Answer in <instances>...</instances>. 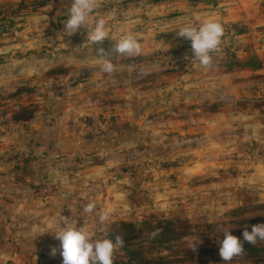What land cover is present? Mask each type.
<instances>
[{
  "label": "crops",
  "instance_id": "crops-1",
  "mask_svg": "<svg viewBox=\"0 0 264 264\" xmlns=\"http://www.w3.org/2000/svg\"><path fill=\"white\" fill-rule=\"evenodd\" d=\"M258 1L223 0L221 10L249 24L248 31L234 41L240 52L247 49L263 58L264 15L251 19L257 13L252 7ZM71 2L61 8L67 12ZM169 4L168 9H177V3ZM149 12L157 13L159 8L155 6ZM106 15L114 17L113 13ZM215 17L218 18L209 13L203 20ZM194 18H198L197 13L188 12L164 23L173 33L175 45L179 28L189 22L195 25ZM128 22L133 25V20H126L121 22L120 29ZM133 33L143 37L140 31ZM225 44L221 41L222 46ZM141 45L145 47V43ZM111 55L113 61H118L117 54ZM88 58L92 66L88 70V86L79 88L83 84L71 86L62 81L64 87L57 96L49 87L48 77H43L42 85L31 93L12 96L18 85L12 81L34 76L37 70L32 65L18 70L16 60L0 65V264H34L44 258H62L55 234L64 226L65 210L74 212L78 203L93 195L91 203L103 207L101 213H87L85 222L77 225L92 232L90 227L101 221L102 213L129 207L127 186L134 188L139 181L126 176L121 169L130 163L136 166L141 160L175 159L182 155L188 158L182 166L168 171L149 169L153 182L149 188L147 184L138 187L149 192L163 217L173 215L174 203L184 201L188 207L210 211L212 218L237 219L236 216L249 211L241 207L244 205H250L253 211V206L264 208V115L258 113L252 102L245 107L237 105L242 94L264 96V85L257 80L264 68L227 74L202 67L201 73L187 71L183 78L192 80L183 85L173 82L174 87L170 83L152 92L134 87L108 90L106 81H97L99 74L93 70L100 54ZM69 60L82 64L72 55L65 59ZM77 74L69 71L63 79L66 82L67 77L69 83V76L74 75V81ZM227 81L231 82L226 86ZM169 91L173 96L166 101ZM207 105L215 106L216 111L210 113ZM28 109H33L30 118H12L14 113ZM146 136H151L154 143L149 150ZM154 145H159L160 150ZM79 158L84 159L83 167L75 171ZM51 172L57 179L48 181ZM167 172L177 173L183 181L192 180L184 195L180 193L182 186L169 187ZM257 217L254 220L262 216ZM73 221L76 220H68ZM155 239L160 240L156 236L154 243ZM54 247L57 253L52 256ZM170 259L171 255L150 258L152 264H169Z\"/></svg>",
  "mask_w": 264,
  "mask_h": 264
},
{
  "label": "rangeland",
  "instance_id": "rangeland-1",
  "mask_svg": "<svg viewBox=\"0 0 264 264\" xmlns=\"http://www.w3.org/2000/svg\"><path fill=\"white\" fill-rule=\"evenodd\" d=\"M70 1L0 0V65L5 66L11 60H16L19 62L18 70L27 65H32L37 70L36 73H33L34 76L12 81L18 82V85L15 86L17 90L12 96L31 93L42 85L43 77H48L51 80L49 87H51L55 96L61 94L59 90L64 87L63 83L71 86L83 84L79 88L88 86V70L92 67L88 63V57L91 54L99 55L98 48L101 47L105 50H111L110 47L113 46L115 40L123 32V27L120 29L121 22L126 20H133V25L130 26L131 30L140 31L143 34V37L139 38V42L145 43V47H142V52L138 56L121 55L118 61H112L116 65L112 73L103 72L101 70L102 61H95L93 70L99 74L97 75V81H106L105 85L108 86V90L114 87H134L149 92H152L155 88L169 86L170 83L173 85V82H181L183 85L187 80H192L190 77L183 78L185 73L189 70L201 73L199 69L202 66L193 57L191 41L178 36V38H175L178 41L175 45L173 33L168 29L169 27H164V23L168 22L173 16H184L188 12L197 13L198 18L192 20L197 26L204 21L205 15L214 13L215 16H218V18L215 17V20L221 22L225 28L222 41H225L226 44L220 45L217 51L211 53L212 64L206 67V70L229 74L233 71H260L264 68V57L260 58L258 53H249L247 49L240 52L241 48L236 46L234 42L236 37L246 33L249 24L242 19H237L235 15L234 18L231 17V13L227 10H221L224 6L222 4L223 0H200L196 2L190 0H101L100 6L93 12L85 28L81 26L72 35L64 29V22L68 19V15L61 8L63 5H68ZM246 1L253 3L258 0ZM169 3H177V9H168ZM243 4L247 6L248 3ZM155 6L159 8V12L150 13V8ZM252 8L257 13L252 15L251 19L255 17L261 19L264 15V0H259L256 7L253 5ZM59 10H61L60 13ZM55 11L56 13H54ZM106 13L114 14L113 18H108L106 15V26L111 40H105L102 45L90 44L87 40L88 32L94 27L96 20L104 17ZM138 22L140 24H137ZM261 54H264V51ZM71 55L77 61H82V64H72L71 60L65 61ZM67 62L72 66L69 67L70 65L68 66ZM123 67H126V69H123ZM69 71L78 74L74 81L72 80L74 75L69 76L68 81L71 82L68 83L67 77L66 82L63 78ZM194 80L198 81L199 79L194 77ZM250 80L252 78L246 81ZM257 80L259 85H264V74H257ZM230 82L227 81L226 86ZM97 87L100 88V86ZM172 96L169 91L165 96V100L169 101ZM238 100L237 105L241 103L243 107L246 103L252 102L254 107L259 109L258 113L264 115V96L251 97L249 94H242V97H239ZM227 108H229L228 105ZM206 109L210 113L216 111V107L213 105H207ZM32 112L33 109L21 110L14 113L12 118L14 120L30 118ZM111 121L112 124L115 123L114 118ZM135 127L138 126L135 125ZM85 136L87 137V135ZM150 137L146 136L147 150L153 147L154 144L153 139H149ZM154 146H158L157 149L160 150L159 145ZM83 160V158L76 159L75 171L83 167ZM187 160L188 158L185 155L175 159H149L144 162L141 160L137 162V165L141 166L142 170L137 165L125 164L121 169L122 173L139 181V184L136 183L134 188L132 185L127 186L129 189V207L123 211L108 213L107 220L100 221L97 225L90 227L94 234L93 239L106 236L114 241L115 237L119 235L125 240L124 244L127 246L116 250L113 261H126L128 250L139 249L145 258L149 259V262L152 261L150 258L171 255V259L167 261L170 262L169 264H257L254 259L245 255L235 256L228 262L223 261L219 256V246L225 229L232 231L233 235L243 239L244 228H248L250 231L251 226L264 223V208L258 209L257 206H253L255 208L253 211L250 205H244L241 207L249 211L236 216L237 219L225 216L212 218L208 214L210 211L205 212L201 208L188 207L186 201H184L174 203L176 208L173 215L163 217L157 212V205L154 201H151L149 192L145 188L138 189L140 184H147L148 186L153 182V174L149 169L158 167L168 171L169 168L182 166ZM166 174L169 176L167 179H170L169 187L177 189L182 186L181 188L184 190L180 193L184 195L187 191L186 186L190 185L192 180L183 181L174 172H167ZM136 199L143 202L137 204ZM93 200V195L87 196L78 203L72 213L66 208L65 214L68 220L74 218L77 225L85 222L88 212H85L84 208ZM102 208L101 206L95 207L93 212L101 213ZM257 216L262 217L254 220ZM168 222H172L174 226L166 232L158 227L153 229L159 224L165 225ZM125 224L133 225L134 231L127 230ZM157 229L160 231L156 236L160 238L159 241L161 242L155 239L156 243H154L156 236L153 238L151 233ZM244 244L248 243L245 242ZM253 246L262 247L264 241L258 240ZM152 247L155 249H151ZM167 248H170V250H166ZM34 264H63V258H44L37 260V263ZM258 264H264V262Z\"/></svg>",
  "mask_w": 264,
  "mask_h": 264
},
{
  "label": "clouds",
  "instance_id": "clouds-1",
  "mask_svg": "<svg viewBox=\"0 0 264 264\" xmlns=\"http://www.w3.org/2000/svg\"><path fill=\"white\" fill-rule=\"evenodd\" d=\"M101 0H72L71 7L67 11L68 19L64 22V29L70 35L88 24L93 12L100 6ZM130 23L125 24L122 34L113 43L111 52L104 48H98L102 61L101 70L105 73H112L115 70L112 53L118 56H138L142 52V45L138 35L131 30ZM107 17H100L96 20L94 27L88 32L87 40L93 45H102L105 40L110 39V33L106 26ZM225 34L223 24L215 19H205L199 26L186 23L179 28L177 35L191 41L193 57L202 67H209L212 64L211 53L217 51L221 45L222 37ZM95 205L89 203L84 211L93 212ZM108 219V213H102L100 220ZM159 229L151 233L154 238L159 234ZM94 234L85 227H77V222H68L64 218V226L55 234L60 241L59 252L63 258V264H113V257L117 249L124 247V240L116 236L115 240L107 238L93 239ZM243 239L232 234V231L225 229L223 239L219 246V256L223 261H231L235 256L244 252V243L255 245L258 240L264 241V223L251 226V230L244 228ZM195 250V249H194ZM57 248L51 249V255L55 256Z\"/></svg>",
  "mask_w": 264,
  "mask_h": 264
},
{
  "label": "trees",
  "instance_id": "trees-1",
  "mask_svg": "<svg viewBox=\"0 0 264 264\" xmlns=\"http://www.w3.org/2000/svg\"><path fill=\"white\" fill-rule=\"evenodd\" d=\"M156 1H164V0H156ZM190 1L196 2L200 0H190ZM125 226H127L126 229L129 230L130 232L134 231L135 229L131 224L128 225L125 224ZM172 226L173 224H171V222H168L165 225L159 224L158 226L153 227V229L158 227L163 232H166V230L170 229ZM124 246L127 245L124 244ZM241 255H245L248 258L254 259L255 263L257 264L264 262V246L255 247L253 245L244 244V252ZM113 264H152V262H149L148 259H146L145 256L139 251V249H134L127 251L126 261H113Z\"/></svg>",
  "mask_w": 264,
  "mask_h": 264
},
{
  "label": "water",
  "instance_id": "water-1",
  "mask_svg": "<svg viewBox=\"0 0 264 264\" xmlns=\"http://www.w3.org/2000/svg\"><path fill=\"white\" fill-rule=\"evenodd\" d=\"M56 179H57V177L55 176L54 172H51L50 174H48V181H53Z\"/></svg>",
  "mask_w": 264,
  "mask_h": 264
}]
</instances>
